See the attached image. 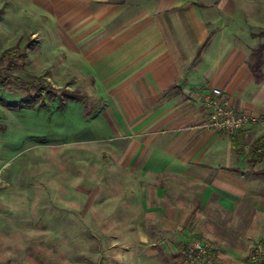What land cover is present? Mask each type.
<instances>
[{
  "label": "crops",
  "instance_id": "0c3cea01",
  "mask_svg": "<svg viewBox=\"0 0 264 264\" xmlns=\"http://www.w3.org/2000/svg\"><path fill=\"white\" fill-rule=\"evenodd\" d=\"M11 3L48 21L98 98L79 142L104 148L106 175L91 180L113 184L89 207L106 213L90 222L106 230V264H182L200 237L218 261L264 244V53L260 81L250 68L264 0ZM213 87L253 121L236 134L209 128Z\"/></svg>",
  "mask_w": 264,
  "mask_h": 264
},
{
  "label": "rangeland",
  "instance_id": "374dc122",
  "mask_svg": "<svg viewBox=\"0 0 264 264\" xmlns=\"http://www.w3.org/2000/svg\"><path fill=\"white\" fill-rule=\"evenodd\" d=\"M11 2L0 0V67L10 59H1L5 50L26 48L25 66L12 73L52 84L42 93L15 83L0 88V264H106V230L90 223L106 213L91 214L89 207L91 193L98 190L100 200L113 184L91 180L106 175L104 148L79 142L89 125L85 106L91 110L98 98L82 69L65 60L48 21ZM256 7L243 4V11ZM67 91L87 102L70 100ZM254 246L232 261H218L212 251L214 264H247Z\"/></svg>",
  "mask_w": 264,
  "mask_h": 264
},
{
  "label": "built area",
  "instance_id": "2783aa9c",
  "mask_svg": "<svg viewBox=\"0 0 264 264\" xmlns=\"http://www.w3.org/2000/svg\"><path fill=\"white\" fill-rule=\"evenodd\" d=\"M204 105L209 110L208 127L236 134L253 121L245 111L237 109L225 97L220 87H213L204 96ZM182 264H214L212 248L207 239L195 238L183 251ZM247 264H264V244L257 243L249 253Z\"/></svg>",
  "mask_w": 264,
  "mask_h": 264
},
{
  "label": "trees",
  "instance_id": "16d2710c",
  "mask_svg": "<svg viewBox=\"0 0 264 264\" xmlns=\"http://www.w3.org/2000/svg\"><path fill=\"white\" fill-rule=\"evenodd\" d=\"M263 53H264V44H261L258 48H256L253 51L251 57L250 68L253 74L255 75L257 81H260L263 78L262 70H261V65L263 62ZM5 58H10V59L6 66L0 67V88H3L8 84L15 83L21 88H24L26 90H30L36 87L37 90L40 93H42L45 89V85L50 84V82L46 83V81H44L45 78L42 76L32 75L31 78L26 79L12 73L17 67L25 66V63L28 58V52L26 48L17 47L13 51L7 49L1 54V59H5ZM19 60L21 61L19 62ZM66 94L70 100L80 101L83 103L87 102V97L81 94V92L79 91H73V92L67 91ZM85 108H86L85 116L90 117L91 110L87 106H85ZM261 140L262 138L258 140L256 147H260L263 145ZM256 149L257 148H255V151Z\"/></svg>",
  "mask_w": 264,
  "mask_h": 264
}]
</instances>
